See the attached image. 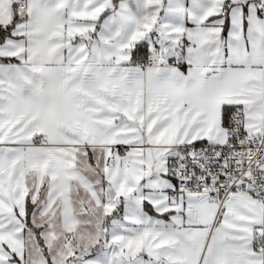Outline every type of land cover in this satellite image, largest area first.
<instances>
[{
  "label": "snow or ice",
  "instance_id": "6c2138e0",
  "mask_svg": "<svg viewBox=\"0 0 264 264\" xmlns=\"http://www.w3.org/2000/svg\"><path fill=\"white\" fill-rule=\"evenodd\" d=\"M0 264H264V0H0Z\"/></svg>",
  "mask_w": 264,
  "mask_h": 264
}]
</instances>
